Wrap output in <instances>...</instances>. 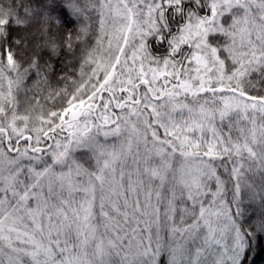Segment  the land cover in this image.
<instances>
[{"label":"snow or ice","instance_id":"6c2138e0","mask_svg":"<svg viewBox=\"0 0 264 264\" xmlns=\"http://www.w3.org/2000/svg\"><path fill=\"white\" fill-rule=\"evenodd\" d=\"M262 248L264 0H0V264Z\"/></svg>","mask_w":264,"mask_h":264},{"label":"trees","instance_id":"16d2710c","mask_svg":"<svg viewBox=\"0 0 264 264\" xmlns=\"http://www.w3.org/2000/svg\"><path fill=\"white\" fill-rule=\"evenodd\" d=\"M53 87H55V84L53 85ZM34 93H35V90H33L32 92H29L28 95L31 97V96L34 95ZM47 94H48V93H47V90H46V91L43 93V95H47ZM20 95H21V100L23 101L24 93H21ZM40 102H41V103H45V101H44L43 99H41ZM32 103H35V101L33 100ZM47 103L51 104L52 102L49 101V102H47ZM24 106H26V105H23V104H22V107H24ZM255 264H264V248H262V249L259 251L258 255L256 256Z\"/></svg>","mask_w":264,"mask_h":264}]
</instances>
